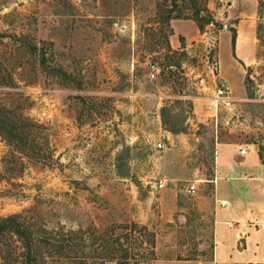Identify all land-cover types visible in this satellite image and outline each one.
Masks as SVG:
<instances>
[{
  "label": "rangeland",
  "instance_id": "1",
  "mask_svg": "<svg viewBox=\"0 0 264 264\" xmlns=\"http://www.w3.org/2000/svg\"><path fill=\"white\" fill-rule=\"evenodd\" d=\"M228 1L206 0L222 26L207 23L175 49L163 0H0V108L24 125L20 137L0 134V217L18 213L32 227L46 264H87L94 237L128 220L155 232L157 257L141 264H197L211 258L215 207L221 238L226 219L253 233L245 220L264 218V172L238 201L224 177L215 193L217 143L264 158V0H235L255 34L243 63L225 43L236 20ZM192 22L175 26L191 36ZM43 54L62 70H46ZM226 85L239 94L209 103ZM63 232L72 244L62 252L38 239ZM23 251L14 232H0V264H21Z\"/></svg>",
  "mask_w": 264,
  "mask_h": 264
},
{
  "label": "crops",
  "instance_id": "2",
  "mask_svg": "<svg viewBox=\"0 0 264 264\" xmlns=\"http://www.w3.org/2000/svg\"><path fill=\"white\" fill-rule=\"evenodd\" d=\"M227 7V16H232L235 18V25H230L226 23V29L228 33L225 35V43L230 48L231 55L237 61L243 63L251 62L255 56V34L253 28V19L249 17L245 18L246 15L242 10H238L235 8V0H229ZM242 15V16H241ZM183 18H171L170 25L172 27V32L169 35V43L172 48H178L182 45L179 41L178 35L181 34L184 37V40L187 42L192 39L198 33H201V30L198 28L197 24H195L194 32L191 36L181 32L176 28L175 23L177 20ZM187 20H191L196 23L191 18H186ZM192 22V23H193ZM225 24V23H224ZM230 27L235 29V37L234 43L231 41V31ZM227 46V47H228ZM226 94L222 98H219L217 102L214 101V95L209 100V103L214 105L219 103L228 104L230 99L237 96L231 94V89L226 85ZM245 89V88H244ZM221 152V154H220ZM215 163H216V191L218 194V183L220 178H226V185L232 191V201H238L241 197H246V191L249 187H253L254 184L258 183V176L264 172V162L259 157V154L255 147H253V153L247 156V151L244 148V152H240V149L237 147V144L228 143V142H219L216 146L215 151ZM257 177V178H255ZM228 180L230 182L228 183ZM239 185H243L245 190L242 192ZM240 190V191H238ZM216 194V195H217ZM245 195V196H244ZM217 202H219L220 206H225V204H221V200L225 199L217 195ZM246 199V198H245ZM216 207L213 213L212 219V252L211 258L200 260L193 259L190 261H195L197 264L203 263H211V264H264V237L257 233L258 230L262 229L264 232V218L260 221L256 216L254 218H247L245 223L252 224L254 226V232L248 229H242L239 227V224L235 225L236 221L226 219L225 222L228 224L231 229L230 233L224 238L219 235V230L217 226L218 219L215 218ZM221 244L230 245V252H226L224 250L223 255L219 257V246ZM169 262H174V259H167Z\"/></svg>",
  "mask_w": 264,
  "mask_h": 264
},
{
  "label": "trees",
  "instance_id": "3",
  "mask_svg": "<svg viewBox=\"0 0 264 264\" xmlns=\"http://www.w3.org/2000/svg\"><path fill=\"white\" fill-rule=\"evenodd\" d=\"M163 1H165L167 8L166 14L163 16L164 21L169 22L171 18H192L201 31L207 23H215L219 27L222 26L212 15L206 0ZM162 4L160 2L157 3L159 8H162ZM181 6L188 7L191 13L189 15H182L183 8ZM229 29L231 31V41L234 43L235 29L233 27ZM178 38L181 43L184 42L183 35L179 34ZM40 62L49 72L62 70L55 65L47 63L44 54ZM170 65H168V70L174 73L175 70H172ZM6 112V110L0 108V134L8 140H12L14 137H20L23 133L22 128L24 125L18 124V121L11 119ZM259 156L262 162H264V158L260 152ZM18 216V213H13L0 217V232L6 230L14 232L22 240L24 251L21 264H46V261L41 257V252L38 249L36 236L32 227L21 221ZM62 234L61 237H52L50 235H44L42 237L40 235L38 239L50 243L56 252H62L72 244L69 242V238L66 237L68 234L66 232ZM155 238V232L145 223L128 220L109 224L94 237V244L96 243V245L93 249L95 253L91 255L94 259L89 260L85 258L82 262L87 264H102L105 261L114 260L118 264L148 263L157 257L155 255Z\"/></svg>",
  "mask_w": 264,
  "mask_h": 264
},
{
  "label": "built area",
  "instance_id": "4",
  "mask_svg": "<svg viewBox=\"0 0 264 264\" xmlns=\"http://www.w3.org/2000/svg\"><path fill=\"white\" fill-rule=\"evenodd\" d=\"M225 94H226V89H225L224 87H219V88L216 90V92H215V95H214V101L217 102L218 99H219V98H222L223 96H225ZM209 114H210V113H209ZM211 114H212V113H211ZM156 146H157L158 148H161V147L164 146V143L161 142V141H157ZM240 152H244V148H241V149H240ZM166 183H167V179H166L165 177H160V178L158 179V183H157V185H158L159 187H162V186H164ZM196 189H197V187H196V185H195L194 182H189V183H187L186 191H187L189 194H193V193H195V192H196ZM220 202H221V204H225V203H226V200H225V199H222Z\"/></svg>",
  "mask_w": 264,
  "mask_h": 264
}]
</instances>
